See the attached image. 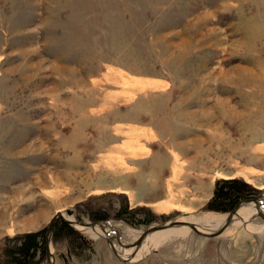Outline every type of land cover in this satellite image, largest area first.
<instances>
[{
    "label": "rangeland",
    "instance_id": "374dc122",
    "mask_svg": "<svg viewBox=\"0 0 264 264\" xmlns=\"http://www.w3.org/2000/svg\"><path fill=\"white\" fill-rule=\"evenodd\" d=\"M230 177L264 193V0H0V240L60 211L108 233L73 225L92 251L51 242L54 264H136L103 235L127 258L151 225L209 212L223 220L195 224L215 232L228 212L205 204ZM126 202L156 217H117ZM242 207L141 257L189 234L220 246L208 264H264V220Z\"/></svg>",
    "mask_w": 264,
    "mask_h": 264
},
{
    "label": "trees",
    "instance_id": "16d2710c",
    "mask_svg": "<svg viewBox=\"0 0 264 264\" xmlns=\"http://www.w3.org/2000/svg\"><path fill=\"white\" fill-rule=\"evenodd\" d=\"M258 189L240 177L218 178L215 180L212 195L205 204V209L215 212H229L241 199L253 197ZM105 210H95L91 215L100 220H108L109 215ZM145 212V219H134L137 223L152 221L156 217L147 207L136 206L128 209L127 202L123 210L115 214L120 217L121 212L128 213L131 217L140 212ZM70 213V212H69ZM91 216V217H92ZM65 241L68 249L75 256L82 250L92 251L91 242L85 240L79 231L64 220H55L51 233V242ZM78 251V252H77ZM80 251V252H79ZM46 259V227L36 231L16 233L5 236L0 240V264H42ZM85 260H88L86 257Z\"/></svg>",
    "mask_w": 264,
    "mask_h": 264
},
{
    "label": "water",
    "instance_id": "95a60500",
    "mask_svg": "<svg viewBox=\"0 0 264 264\" xmlns=\"http://www.w3.org/2000/svg\"><path fill=\"white\" fill-rule=\"evenodd\" d=\"M262 197H264V193L261 195H256L253 197L241 199L227 213V215L225 217L224 224L221 226V228H219L215 232L203 231L202 229H200L195 224V222L187 221V220H173V221H167V222L160 224V225H151L148 228H146L133 243H131L129 245H125L127 248H132V247L134 248L133 252L127 258H121L115 249V244L113 242V239H115L119 244H122L120 242L119 234H118L117 230H114V232H115L114 235L104 234L103 236L105 237L106 241L108 242L112 252L120 260L128 262V261L132 260V257L134 256L135 252L139 249V247L142 244V241H144V239L147 237V235L152 233V232H155V231L169 229V228H173V227H177V226H186L201 236L214 237V236L219 235L232 222V220H233L234 216L236 215L238 209H240L243 206V204H248V203H252L254 205V207L256 209V214L264 220V214L261 211V206H260V200ZM57 218H61L62 220L66 221L72 225H75V226L94 227L96 224L102 225V224H100L99 221H97V222H83V221L66 219L63 217V215L60 211L56 212L52 216L50 222L48 223V225L46 227V258L49 261V264H54V255H53V252L51 250V233H52V229H53V224ZM104 232L108 233V232H106L105 229H104Z\"/></svg>",
    "mask_w": 264,
    "mask_h": 264
},
{
    "label": "crops",
    "instance_id": "0c3cea01",
    "mask_svg": "<svg viewBox=\"0 0 264 264\" xmlns=\"http://www.w3.org/2000/svg\"><path fill=\"white\" fill-rule=\"evenodd\" d=\"M219 252L220 246L209 239L194 238L187 234L180 240L164 242L153 252L140 256L136 264H208L213 255L218 256Z\"/></svg>",
    "mask_w": 264,
    "mask_h": 264
},
{
    "label": "bare ground",
    "instance_id": "6f19581e",
    "mask_svg": "<svg viewBox=\"0 0 264 264\" xmlns=\"http://www.w3.org/2000/svg\"><path fill=\"white\" fill-rule=\"evenodd\" d=\"M134 82L137 86H140V87L151 86V85L154 86L155 85V83H153L151 81L135 80ZM133 133L137 137L142 136V135L149 137L148 133H146L145 131H137V132H133ZM128 144H129L128 142L124 143V146L127 147ZM138 152L143 153L146 151L144 149H141ZM168 207L169 206L166 203H162V204L157 206V209L166 210ZM236 214H238L245 221V219L248 218L249 216L253 215L254 212L251 211L247 207H241L240 209H238ZM222 220H223V217L220 214L208 212V213H204V215H201V216L190 217L188 221H192V222L216 221L217 223H219ZM78 227H82V226H78ZM94 227H91V228H94V230L96 231V233H93L94 236H97V234H101L104 232V226L103 225L96 224ZM187 228L188 227H186V226H182V227L177 226V227H173V228H169V229L155 231V232L148 234L147 237L142 242L139 249L135 252L134 256L132 257V260L138 259L142 255V252H147L149 244H152L155 246L158 243L168 239L172 235H184L188 230Z\"/></svg>",
    "mask_w": 264,
    "mask_h": 264
}]
</instances>
